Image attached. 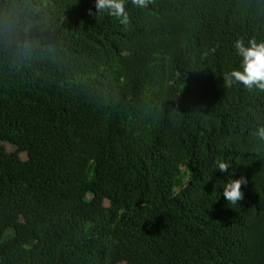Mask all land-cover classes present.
<instances>
[{
  "label": "trees",
  "instance_id": "16d2710c",
  "mask_svg": "<svg viewBox=\"0 0 264 264\" xmlns=\"http://www.w3.org/2000/svg\"><path fill=\"white\" fill-rule=\"evenodd\" d=\"M125 8L0 0V264H264V0Z\"/></svg>",
  "mask_w": 264,
  "mask_h": 264
},
{
  "label": "clouds",
  "instance_id": "9594fccd",
  "mask_svg": "<svg viewBox=\"0 0 264 264\" xmlns=\"http://www.w3.org/2000/svg\"><path fill=\"white\" fill-rule=\"evenodd\" d=\"M126 0H95V9L105 15L115 17L121 25L129 23V15L125 8ZM148 0H131V4L144 8ZM90 14H91V10ZM236 55L240 57L239 66L232 68L226 74V81L231 85H242L246 89H258L264 92V41H249L247 45L237 39L233 45ZM259 135L264 138V127L259 129ZM220 172H225L229 165L223 160L215 162ZM240 179L228 180L223 186V197L229 203L235 204L243 199Z\"/></svg>",
  "mask_w": 264,
  "mask_h": 264
},
{
  "label": "rangeland",
  "instance_id": "374dc122",
  "mask_svg": "<svg viewBox=\"0 0 264 264\" xmlns=\"http://www.w3.org/2000/svg\"><path fill=\"white\" fill-rule=\"evenodd\" d=\"M63 190V189H62Z\"/></svg>",
  "mask_w": 264,
  "mask_h": 264
}]
</instances>
